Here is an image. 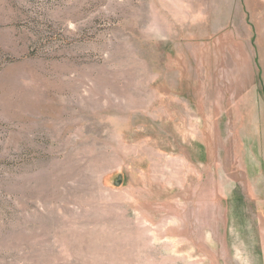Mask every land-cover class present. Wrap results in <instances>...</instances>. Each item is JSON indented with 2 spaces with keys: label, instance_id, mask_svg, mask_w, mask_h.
I'll return each instance as SVG.
<instances>
[{
  "label": "rangeland",
  "instance_id": "rangeland-1",
  "mask_svg": "<svg viewBox=\"0 0 264 264\" xmlns=\"http://www.w3.org/2000/svg\"><path fill=\"white\" fill-rule=\"evenodd\" d=\"M0 264H264V0H0Z\"/></svg>",
  "mask_w": 264,
  "mask_h": 264
}]
</instances>
